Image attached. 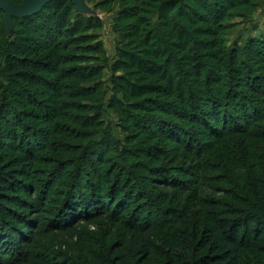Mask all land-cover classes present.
Returning <instances> with one entry per match:
<instances>
[{
	"label": "rangeland",
	"instance_id": "obj_1",
	"mask_svg": "<svg viewBox=\"0 0 264 264\" xmlns=\"http://www.w3.org/2000/svg\"><path fill=\"white\" fill-rule=\"evenodd\" d=\"M77 1L92 25L85 34L91 36V43L98 45L96 51H83L94 61L80 64L102 65L92 78L83 76L85 72L76 67L79 64L71 62L75 47H66L70 41L66 29L69 26L62 27V24L69 23L74 15L59 11L65 4L55 5L51 1L29 13L39 0H0V232L7 235L0 250V264H61L64 260L69 264H94L93 254L110 261L119 255L129 239L125 233L136 222L145 227L140 229L142 236L151 224L148 243L152 249L143 254L138 249L129 250L131 264H165L170 252L168 237L175 229H188L183 230V239L189 244L191 231L198 228L199 232L206 226L205 213L198 217L199 206L189 204L190 197L219 194L213 192L215 184L210 179L216 172L197 169L207 139L198 128L196 118L187 114L186 120L191 121L188 123L174 117L172 107L177 106L179 97L168 96L171 90L166 91V82H160L165 90L151 87L158 83V76L163 77L169 71L163 69L160 75L143 71L147 67V61H143L151 57V41L143 38V34L154 23L166 30L165 22L169 18L187 28L189 25L178 14H191L193 37L208 46L204 49L207 70L203 68L201 82L205 84L208 70H215L219 59L221 62L224 58L225 63L232 55L233 60L244 63L245 84L253 85L254 74L264 78V0H176L175 7L170 9L166 5L162 15L156 11L162 0ZM139 18L146 21L138 25ZM148 18L151 22H147ZM83 23L86 27L85 20ZM133 26H137L136 33H128ZM48 43H56L58 50L53 53L62 59L57 65L65 73L61 88L54 82L50 85L52 89L29 84L17 78L12 68L4 67L6 61L16 59L19 53L23 57L46 54L47 50L41 51V46ZM168 48L176 51L171 45ZM123 52H127L129 62L135 63V67L121 65ZM50 65L53 66L51 62ZM172 67L181 76L193 74L182 63ZM236 68L237 64L223 68L219 77L224 80L225 88L236 82L233 75ZM127 82L135 85L130 88ZM178 82L179 78L174 80V88ZM238 86L252 95L241 82ZM75 88H90L95 92L92 99L89 95L74 96ZM57 94L61 102L58 116L49 113ZM79 100L91 109L78 110L75 104ZM256 105L264 110V103ZM241 108L249 114L254 106L245 101ZM87 114L90 119L98 114L102 123L83 127ZM46 119L50 124H43ZM257 124L253 132L264 128V122ZM9 128L19 132V136L27 128L36 134L33 162H22L19 154L10 149L5 135ZM166 132L174 133L180 142H169ZM252 142L255 146L262 144L258 138ZM220 145L218 142L210 150H217ZM29 176L34 188L30 197L41 209H24L21 202L31 201L25 195L28 189L22 187L28 183ZM99 189L107 207L89 210L86 206ZM71 195L75 202L82 204L78 211L79 216H84L81 220L66 210ZM184 206L186 211L177 223L168 222L164 230L161 226H152L159 216L174 217ZM22 217L33 220L31 227L20 224ZM186 219L188 225H182ZM18 225L24 227L22 241ZM35 225L38 226L36 234L31 235L27 230ZM168 228L171 232L167 236ZM201 235L204 240V233ZM125 246L130 248L132 244ZM173 251L184 257L183 262L187 264L188 255L184 250Z\"/></svg>",
	"mask_w": 264,
	"mask_h": 264
},
{
	"label": "trees",
	"instance_id": "obj_2",
	"mask_svg": "<svg viewBox=\"0 0 264 264\" xmlns=\"http://www.w3.org/2000/svg\"><path fill=\"white\" fill-rule=\"evenodd\" d=\"M51 1L55 5L57 3L65 4L59 11H67L68 13L66 14L72 12L74 15L71 21L68 20L69 23L64 22L62 24V27L69 26L66 29H68L70 41L66 47L69 49L75 47L72 50L74 54L71 62L79 64L76 67L85 72V74H82L83 76L86 75L92 78L102 68V65L95 64L91 66L88 64L89 66H83L80 64L84 61H94L91 57H86L84 52L91 53L98 49V45L91 43L93 40L91 36L85 34V31L92 25L87 21L85 13L77 9V5L73 0H48L42 5L43 8L47 3L50 4ZM166 5H170V9H172L176 5V0H162L157 6L156 11L163 14ZM168 11L170 10L168 9ZM178 15L189 25L187 28L180 23H175L172 20L173 18H169L165 22V28L166 30L170 29L169 32L162 30L155 23L151 25L148 32H144L143 38L147 37V41H151V44H149V54H151L152 59L151 57H147L144 61L142 59L143 62L147 61V67L143 71L145 73L150 71L157 74L161 73L163 69L169 71L163 77L158 76V83L151 85V87L156 86L165 90V86L160 84V82H166L168 87L166 91L171 90L168 96L179 97L177 98L178 102H176L177 106L172 107L177 112H173L174 117L186 120L188 118L187 114H189L196 118L198 128L204 131L205 138L207 139L205 141L206 144L204 143L206 150L199 157L197 169L198 171L212 170L216 172L214 177L210 179L215 184L213 185V192L219 194V196L202 197L200 194H195L190 197L189 204L194 203V205L199 206L198 217L200 218L201 214L205 213L206 226L202 231L198 232V228L195 231H191L188 238L191 242L189 244L185 243L183 239L185 231L188 229H175L168 237L167 244L170 252L168 259L165 260V264H184V257L180 258L178 253L176 254L173 250H184L188 255L186 258L187 264H264V128H258L256 132L252 131L258 125L257 123L264 122V110L258 109L256 105V103H264V82H262L264 78L259 74H254V80L252 79V81H254L255 85L245 84L246 77L244 75L246 71H242L244 63L239 60H233L232 55H230L231 57L225 60V63L222 62L224 58L221 59V62H219V59L216 63V69L213 71L208 70L207 81L205 84L202 83L200 76L204 73L203 68L207 70L206 58L204 56L206 52L204 49L208 46L200 40L196 41L191 33V26L194 30L192 23L194 20L193 15H186L185 13ZM148 19L147 22H151ZM84 20L86 27H83ZM144 21H146V18H141L137 23L139 25ZM135 27L137 26H133L131 28L133 30L128 33H136ZM194 40L196 41L195 44ZM168 45H171L176 51L168 50ZM56 47H58L56 43L42 45L41 51L47 50L46 54L35 57H23L19 53L16 59L13 58L10 61H6L4 67L12 68L14 73L18 75L17 78L29 84H41L43 87L52 89L50 85L54 82L58 88H61L65 73L57 69V65L58 63H62V59L53 53V50H58ZM122 55L120 61L122 66H136L134 62V64L129 62L130 59L127 52H123ZM50 62L53 66L50 65ZM196 62L197 64H195ZM179 63L186 65L187 71H192L191 73L193 74L184 75L185 78L181 76L172 67ZM236 64L237 68L235 69V73H233L236 84L232 83L231 86L225 88V82L219 76L222 74L224 67L230 66L232 68ZM170 69H173L172 71L174 72L170 71ZM55 73L58 74L53 76ZM241 75H243L242 78H240ZM188 77H191L193 80L190 82L187 79ZM177 78H179L180 82L174 88V80L176 81ZM239 82H241L243 87H246L245 89L248 87L247 92L252 91V95L245 93L244 90L239 88ZM127 83L130 88L135 85L133 82ZM194 84L196 88H192ZM128 87L126 86V92L129 91ZM94 92L90 88H75L73 93L76 94L72 95H89L92 99ZM58 98L59 94L52 99L53 105L49 106L51 108L49 113H53L56 116L59 115V107L61 106ZM245 101L251 102L254 106V109L249 114H245L243 108H241L242 102ZM75 106L78 107V110L91 109L89 104L83 100L76 102ZM176 107L180 108L179 111L175 109ZM46 114L48 115V113ZM46 114L45 116L47 117ZM85 117L83 125L85 128L92 125L96 126V123L99 125L102 123L98 119V114L93 119H90L89 114L85 115ZM186 121L188 123L191 122L190 120ZM44 123L50 124V120L46 119L43 121ZM155 123L157 126L159 125L158 120ZM51 129L53 131L54 127ZM24 133L23 136H21L22 134L19 136V132H16L14 128H9L5 134L6 141L9 143L10 149L19 154L18 159L22 162H33L36 158L33 152L36 149L32 147L36 144V140L34 139L36 134L31 128H27ZM166 134L170 137L168 139L169 142H180L179 137L174 133L166 132ZM257 138L262 142L260 146H255L252 142V139ZM218 142L221 143L218 149L214 148L210 150ZM231 145L233 147H230ZM204 176L206 177V175ZM31 180L33 179L29 176L28 180H26L28 183L26 184L25 182L22 186L28 189L25 192V195H28V197H30V193L34 189L32 188ZM99 191L100 189L95 191L91 197L92 200L86 206L89 210H94L93 207L96 206L106 209V201L104 202L100 197ZM72 195L68 198V208L66 210L68 211L69 209L72 217L78 215L77 218L81 220L84 216H79L78 211L82 208V204L75 202ZM30 199L31 201H21L25 205L24 209H41L40 205L35 204L31 197ZM92 204L93 206H91ZM185 211L186 208L184 206L180 209L179 213L175 212L176 216L174 217L171 214H168L171 215L169 218L165 217L162 219L159 216V219L152 226H161L163 230L167 229L168 222L177 223ZM29 219L30 217H22L20 224L31 227L30 225L33 223V220ZM185 224L188 225L187 219L184 223L182 222V225ZM34 227L33 229L29 228L27 232H30L31 235L36 234L35 230H37L38 226L35 225ZM23 228L19 227V238L21 241L25 238ZM141 228L145 227L136 222L132 225L131 231L125 233V236L128 235L129 239L125 241L124 247L120 249V253L116 258H110V261H107L102 255L93 254L94 264H131L129 250L132 249H138L142 254L145 252L150 253L152 248L148 243V238L150 237V231H152L151 224L147 225V233L144 236L139 235ZM183 230L185 231L183 232ZM170 232L171 230L168 228L165 233L168 236ZM201 233H204L203 237H206L204 240L201 238ZM6 236L4 232L3 234L0 232V250L7 239ZM129 244H132L130 248L125 246ZM181 259L182 263H180ZM69 263L67 260L61 262V264Z\"/></svg>",
	"mask_w": 264,
	"mask_h": 264
},
{
	"label": "water",
	"instance_id": "obj_3",
	"mask_svg": "<svg viewBox=\"0 0 264 264\" xmlns=\"http://www.w3.org/2000/svg\"><path fill=\"white\" fill-rule=\"evenodd\" d=\"M48 0H39V2H38V4L35 6V7H33V8H31V11L29 12V13H32V12H35V11H37L38 9H40L41 8V6L44 4V3H46ZM75 3H76V5H77V9L80 11V12H83V9L81 8V5H79V2L77 1V0H73ZM2 6H4L5 7V9H7V7L4 5V3H3V5ZM1 6V7H2ZM8 10V9H7ZM84 13V12H83ZM28 14V13H27ZM25 15V14H24Z\"/></svg>",
	"mask_w": 264,
	"mask_h": 264
}]
</instances>
